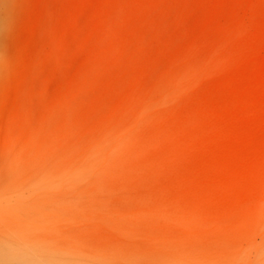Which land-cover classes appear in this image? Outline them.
I'll list each match as a JSON object with an SVG mask.
<instances>
[{
	"label": "rangeland",
	"instance_id": "obj_1",
	"mask_svg": "<svg viewBox=\"0 0 264 264\" xmlns=\"http://www.w3.org/2000/svg\"><path fill=\"white\" fill-rule=\"evenodd\" d=\"M0 231L92 264L264 248V0H11Z\"/></svg>",
	"mask_w": 264,
	"mask_h": 264
},
{
	"label": "clouds",
	"instance_id": "obj_2",
	"mask_svg": "<svg viewBox=\"0 0 264 264\" xmlns=\"http://www.w3.org/2000/svg\"><path fill=\"white\" fill-rule=\"evenodd\" d=\"M3 0H0L2 3ZM9 30L0 26V33ZM97 257L57 248L15 229L0 231V264H92ZM242 264H264V248L252 247L241 254Z\"/></svg>",
	"mask_w": 264,
	"mask_h": 264
},
{
	"label": "bare ground",
	"instance_id": "obj_3",
	"mask_svg": "<svg viewBox=\"0 0 264 264\" xmlns=\"http://www.w3.org/2000/svg\"><path fill=\"white\" fill-rule=\"evenodd\" d=\"M11 0H3L2 3H0V26L6 25L7 26V20L9 17V12L7 10V7L9 6ZM2 43L0 42V53L2 51ZM0 74H1V67H0Z\"/></svg>",
	"mask_w": 264,
	"mask_h": 264
}]
</instances>
